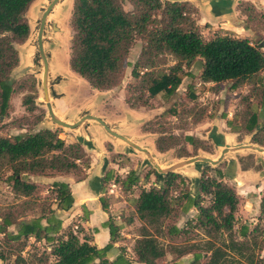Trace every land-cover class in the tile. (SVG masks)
<instances>
[{"label":"trees","instance_id":"obj_1","mask_svg":"<svg viewBox=\"0 0 264 264\" xmlns=\"http://www.w3.org/2000/svg\"><path fill=\"white\" fill-rule=\"evenodd\" d=\"M33 1L0 0V119L8 118L10 99L23 91L24 82L11 81L10 73L18 64L16 47L29 34L25 12ZM125 6H128V10L124 9ZM235 9L244 17V24L251 31L264 24L261 23L264 13H259L251 3L239 1ZM196 12L186 1L72 0L68 19L71 31L68 69L94 90H111L118 85L123 69L129 66L127 56L134 42L141 41L130 70L134 85L125 88L124 97L125 103L134 110L138 107L150 108L142 100L144 92L148 98L158 94L166 98L172 96L180 85L183 67L195 59L200 61V83L218 86L228 82L229 88L234 89L256 78L264 69V39L253 43L248 38L220 31L204 38L194 20ZM161 54L172 57L174 64L166 72L152 75L147 70L156 64ZM142 69L146 71L141 73ZM29 84L28 92L21 95L20 105L25 113L32 114L36 106L31 78ZM254 90V106L247 103L248 97H244L246 106L241 126L243 128L250 122L251 128L245 130L250 134V143L264 147V81L258 90ZM132 91L137 95L131 98L129 92ZM41 117L42 112L32 115V121L19 116L9 122L16 130H21L23 125L31 127L38 124ZM200 119L201 116L197 114L194 122L198 123ZM155 124L157 127L148 131L159 135L155 140L158 152L167 151L181 142L184 146L178 149V158H187L197 149H206L193 136L174 135L159 127V123ZM226 125L230 127L231 123L227 121ZM57 134V130L43 127L11 136L0 133V171L8 172L6 181L10 192L22 200L14 211L9 209L0 215V260H4L6 250L13 256L10 264H130L131 261L158 264L167 253L176 258L191 255L190 264H264V254L260 255L263 241L257 240L261 234L259 225L251 229L241 225L237 234L233 231L238 195L233 187L221 180L224 173L219 167L213 168L214 177L204 175L203 169L194 191L182 189L185 180L179 174H158L153 170L158 187L141 188L132 201L134 215L140 222L131 249L132 260L125 257L120 248L113 258L108 259L113 244L118 241V228L109 217L101 224L102 228L107 229L109 237L101 248L85 237L79 238L78 231L68 230L64 233L65 229H61V221L54 212L67 211L73 202L69 187L64 182L51 183L55 209L48 206L40 211V215L22 221L18 213L25 206L32 208L30 199L36 189L35 184L26 178L74 175L80 173V162L83 170L88 169L89 161L81 144L64 143ZM205 169L211 167L205 164ZM84 176L85 173L74 180L81 181ZM110 178L111 171H108L101 183L108 182ZM114 181L121 189L130 190L137 184L138 177L130 170L125 177ZM203 197L208 199L206 205L201 204ZM98 202L101 210L107 213L104 200L98 198ZM190 209L196 212L194 220L186 221L181 229L168 223L169 219L184 215ZM258 212L264 216V199L258 201ZM11 226L15 229L6 231ZM198 230L203 240L178 245H163L160 242L163 237H186ZM27 239L41 243L45 253L38 257H22L20 253Z\"/></svg>","mask_w":264,"mask_h":264},{"label":"rangeland","instance_id":"obj_2","mask_svg":"<svg viewBox=\"0 0 264 264\" xmlns=\"http://www.w3.org/2000/svg\"><path fill=\"white\" fill-rule=\"evenodd\" d=\"M52 1L34 0V3L26 12L29 34L26 42L17 48L21 60L19 67L18 69L16 67L10 73L11 81L15 83L24 82L22 85L23 91L14 94L10 99L11 110L8 118L0 119V133L11 136L16 133L24 134L26 130L36 131V129L43 127L57 130V137L63 140L64 143H80L85 158L89 161V166L91 164L89 188L93 190L95 187V191H97L93 193L95 198L104 200L107 206L106 216L118 228V247L123 250L125 257H131L133 241L140 225L134 215L132 201L141 188L158 187L159 183L155 182L156 177L153 174L154 169L143 153L127 146L120 140L108 136L93 121H87L73 130L54 125L48 118L44 106L42 84L45 83L52 112L54 115L58 114L63 118L61 119L56 115L60 120H65L64 122L71 124L75 122H72V120L77 115H90L100 118L112 131L145 149L148 156L154 160L160 169L173 167L172 172L179 174L185 180L182 186L183 190L194 191L196 189L197 181L203 169L204 175L214 177L213 168L219 167L224 173L221 180L226 185L233 187L238 195L233 231L237 234L241 225H246L248 229H251L258 224L261 234L257 240L263 241V249L260 252V255H263L264 216L259 215L258 201L264 199V182H262L264 181V152L259 153L248 148H241L243 146H256L250 143V134L245 131L251 128V123L248 122L247 125L245 124L246 127L244 125L242 128L241 117L246 106L244 97H248L247 103L255 105V100H253L254 89L258 90L259 86L263 84L264 69L250 82L230 89V83L228 82L218 86H214L212 83H200L198 80L200 61L195 59L188 66L183 67L180 85L172 96L166 98L162 94H158L153 98H148L144 92L142 100L150 108L130 109L124 101L125 88L134 85L130 70L142 45L141 41H135L130 49L127 56L129 66L123 69L118 85L108 91L94 90L83 79L68 70L66 58L68 56L67 51L69 52L71 31L65 13L69 7V0H57L56 4L51 6L48 11L46 21L47 24H50V28L47 27L46 32L43 34L42 54L45 56V59L43 57L44 61L46 60L45 64L48 65V69L46 68L44 73V62L42 59L40 60L36 51L35 37L43 14ZM254 7L259 13L263 14L264 0H254ZM124 9L128 10V6H125ZM240 17L243 16L237 14V18L241 19ZM242 19L244 23V17ZM261 23H264L263 19ZM263 25L260 24V27H256L254 31H251L244 24V31L248 33L245 34L239 30L235 33L231 32L229 28L217 30L209 24H202L199 27V33L204 38H208L214 32L219 31L239 35V37L248 35L249 41L254 43L264 39ZM155 63L147 71L156 76L166 72L174 64V60L168 55L161 54L157 57ZM144 71L146 70L142 69L141 73ZM29 78L33 80L35 89L34 104L36 110L32 114L25 113L20 105L21 95L28 92ZM129 95L132 98L137 93L132 91V93L129 92ZM40 112H42V117L36 125H30L31 127L23 125L21 130H16L10 126L11 122L9 121H12L11 119L15 117L22 116L32 121V115H39ZM197 114L201 116V119L198 123H195L194 117ZM227 121L231 123L230 127L226 125ZM259 121L258 119L257 123ZM155 123H159V127L174 135H189L197 138L206 149H197L195 153H190V157L178 158V149L184 146L181 142L167 151L158 152L155 148V140L159 135L148 131L150 128L157 127ZM1 127H4V129H1ZM87 127H89L90 132H88ZM224 148H227L228 151L223 154L220 166L209 165L211 169H205V164L202 162L189 165L183 164L187 159L193 157L215 160ZM261 148L264 149V147ZM81 163H79L80 173L74 175L30 176L26 178L28 182L35 184L36 189L30 199L33 203L32 208L29 209L25 206L23 211L18 213L20 219L26 221L38 216L40 211L48 206L54 209V193L51 183L70 182L72 179L80 178L87 171V169L83 170V164ZM130 170L137 175L138 182L130 190H123L114 179L125 177ZM108 171H111V178L108 182L101 183V179ZM7 175V171H0V215L6 213L9 209L14 211L16 205H20L22 201L11 194L9 184L6 181ZM154 183L156 184L154 185ZM207 202L208 199L203 197L201 204L206 205ZM54 212L56 216L57 211L54 210ZM195 214V210L190 209L184 215L169 219L168 223L181 229L185 226L186 221L194 220ZM75 223L74 219L70 221L71 225H78ZM14 229L15 227L11 226L6 231H13ZM68 230L78 231L80 232L78 237H85L89 240V237L82 233L79 228L67 227L64 233ZM199 240H203L200 230L186 237L175 239L163 237L160 242L163 245H178L179 243L190 244L192 241L197 242ZM44 251H46L45 247L41 243L37 244L32 239H27L25 248L20 255L24 258L38 257L45 253ZM111 254L109 252V255ZM109 255L108 258H110ZM12 259L13 256L4 250V260H0V264H10ZM191 260V255L176 258L173 254L167 253L158 264H190Z\"/></svg>","mask_w":264,"mask_h":264},{"label":"crops","instance_id":"obj_3","mask_svg":"<svg viewBox=\"0 0 264 264\" xmlns=\"http://www.w3.org/2000/svg\"><path fill=\"white\" fill-rule=\"evenodd\" d=\"M182 1H186L190 3L196 9L197 12L194 15V20L196 21V24L198 27H200V25L202 24H209L215 27V29L217 30H226L225 28H229L231 32L237 33L236 31L239 30L245 34H248L244 31V23L242 21L243 17H240L241 19L237 18V14H240V13L235 9V6L237 4L236 3L237 1H246V2L251 3L254 6V0H182ZM33 3L34 1L31 3V5ZM71 3H72V0H69V7L67 9V12L65 13V16L67 19H69V15H70ZM26 12H25V18H26ZM26 21H27V18H26ZM27 25L29 28L28 21H27ZM233 36L239 37V35H233ZM244 36H240V38L248 37V35H244ZM26 40L21 45H18L16 47L17 55H18V64L16 66L17 68L15 67L16 69H18L19 63L21 61L17 48L22 46L26 42ZM68 53L69 52L67 51V54ZM66 59L68 60V56ZM56 115L59 118H61L60 115L58 114ZM80 116L81 115H77L74 118V120H72V122L79 119ZM93 123L98 125L95 122ZM99 128L103 131V129L100 126ZM87 129L89 130V127H87ZM88 132H90V130ZM103 132L107 134L105 131ZM78 134H79V131H78ZM90 134H93V133H90ZM90 166L87 169V171H85V176L83 180L75 181L72 179L70 182L62 181L68 185L73 202L71 204V207L67 211L56 210L57 211L56 217L60 219L61 221V229L64 230L67 227H72L74 229L79 228L81 229L82 233H84L86 236L89 237V242L93 243L97 248H101L108 242V238H109L107 229L101 227V224L107 220V216H106V213H104L101 210L98 199H96L95 195L93 194L96 188H94L93 190L89 188L88 182L90 178V175H89ZM73 219H74V222H76L75 224H78V225L73 226L70 224V221H72ZM92 229H95V231L93 232ZM117 243L118 242L113 244L112 249L110 250L112 254L109 255L110 258L108 259L113 258L117 254V250L119 248ZM129 259L132 260L133 257L131 256L129 257ZM130 264H137V263L131 261Z\"/></svg>","mask_w":264,"mask_h":264},{"label":"water","instance_id":"obj_4","mask_svg":"<svg viewBox=\"0 0 264 264\" xmlns=\"http://www.w3.org/2000/svg\"><path fill=\"white\" fill-rule=\"evenodd\" d=\"M57 0H53L51 2V4L47 7V9L45 10L43 17H42V21L40 23V27L38 29V50L40 53V57L42 59V61L44 62L43 66H44V73H45V69H46V64L45 61L43 59V54H42V50L40 47V42H39V38H40V34H41V28H42V24H43V19L45 17V15L47 14V12L49 11V9L51 8V6H54L56 4ZM170 1H182V0H170ZM45 83L42 84V92H43V98H44V106L46 109V113L48 118L50 119V121L61 128H65V129H70L73 130L76 127L80 126L81 124H84L87 121H93L95 123H97L108 135H110L111 137L120 140L121 142H123L124 144H126L127 146L143 153V155H145L146 160L150 163V165L152 166V168L154 169V171L158 174H163V173H167V172H172L173 167L167 168V169H160L159 166L154 162V160L148 156L147 152L145 149H142L140 147H138L137 145L133 144L130 140H128L127 138L115 133L114 131L111 130V128H109L100 118L96 117V116H90V115H83L81 116L79 119H77L74 123H66L62 120H60L56 115H54V113L52 112L50 103H49V99L47 96V92H46V87H45ZM241 148H248L251 150H254L256 152L262 153L264 152V149L258 146H243ZM228 149L224 148L219 156L215 159V160H210L208 158H204V157H193V158H189L187 159L183 164L185 165H189V164H193L196 162H202L206 165H211V166H215L217 164L220 163L222 156L225 152H227Z\"/></svg>","mask_w":264,"mask_h":264},{"label":"flooded vegetation","instance_id":"obj_5","mask_svg":"<svg viewBox=\"0 0 264 264\" xmlns=\"http://www.w3.org/2000/svg\"><path fill=\"white\" fill-rule=\"evenodd\" d=\"M49 12L45 15V18L43 19V24H42V28H41V34H40V38H39V42H40V47H41V50H42V53H43V37H44V33L46 32V28L49 27L50 28V24L48 23L47 24V16H48ZM39 29V27H38ZM55 29V27H54ZM35 42H36V51L38 53V56L40 57V53H39V50H38V30H37V34H36V37H35ZM44 59H45V56L43 55ZM40 60H41V57H40ZM46 61V60H45ZM46 68L48 69V65L46 64ZM56 84V83H55ZM46 92H47V88H46ZM49 98V96H48Z\"/></svg>","mask_w":264,"mask_h":264}]
</instances>
